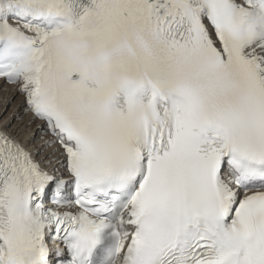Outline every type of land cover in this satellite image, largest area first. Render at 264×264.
<instances>
[{"label":"snow or ice","instance_id":"obj_1","mask_svg":"<svg viewBox=\"0 0 264 264\" xmlns=\"http://www.w3.org/2000/svg\"><path fill=\"white\" fill-rule=\"evenodd\" d=\"M0 86V264H264V0H0Z\"/></svg>","mask_w":264,"mask_h":264},{"label":"bare ground","instance_id":"obj_2","mask_svg":"<svg viewBox=\"0 0 264 264\" xmlns=\"http://www.w3.org/2000/svg\"><path fill=\"white\" fill-rule=\"evenodd\" d=\"M1 89L3 90V92L0 94L1 98L2 97L4 98L5 95H7V97L12 96L13 102H15V104H17L18 108L15 109V107H14L15 110H13V107H12L8 111H6L5 114H3L4 112L0 113V127H3V125L8 121V120H6V117H8L11 120V123L14 126L27 123L29 117L24 115V98H23V96L16 93L15 89H13L11 87L0 86V90ZM1 98H0V100H1ZM7 101H8L7 98L3 99V102L1 103L2 105H0V111ZM1 115H3V116L1 117ZM16 115L23 117V119L20 121L13 120L12 119L13 116H16ZM35 128H36V124L31 125V127L29 128V132L33 131ZM11 130H14V129H10V131ZM25 135H27V133H25ZM36 137H37V140H38V138L40 139V134L38 132L36 133Z\"/></svg>","mask_w":264,"mask_h":264},{"label":"rangeland","instance_id":"obj_3","mask_svg":"<svg viewBox=\"0 0 264 264\" xmlns=\"http://www.w3.org/2000/svg\"><path fill=\"white\" fill-rule=\"evenodd\" d=\"M3 92V90L1 89L0 90V94ZM6 94V93H5ZM0 98H1V96H0ZM3 98V97H2ZM1 98V100H0V105H2L1 103L3 102V99H5V98H7V102L5 103V105L3 106V108L1 109V111H0V113L1 112H4L3 114H5L6 113V111H8L10 108H12L13 107V110H15L16 108H18L17 107V104H15V102H13V98H12V96H10V97H7V95H5L4 96V98L2 99ZM14 107H15V109H14ZM3 115H1V117H2ZM6 120H8L7 122H11V120L8 118V117H6ZM6 122V123H7ZM28 131H29V129H28ZM38 141H39V139H38Z\"/></svg>","mask_w":264,"mask_h":264}]
</instances>
